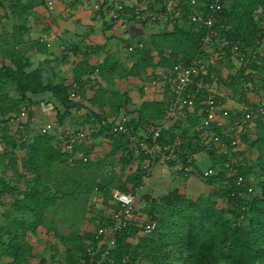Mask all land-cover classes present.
<instances>
[{
    "label": "trees",
    "instance_id": "1",
    "mask_svg": "<svg viewBox=\"0 0 264 264\" xmlns=\"http://www.w3.org/2000/svg\"><path fill=\"white\" fill-rule=\"evenodd\" d=\"M48 1L0 0V204L3 199H12L0 225V264H95L98 256L91 259L86 252L89 245L97 244L95 230L89 231L85 225L77 228L84 217L67 206V199L78 201L93 189L100 191L111 212H102L92 221L98 222L97 228L106 226L120 207L112 190L135 192L144 186V165L151 167L153 159L142 150L135 152L129 134H112L106 125L89 143L75 144V152L87 156V160L72 159L60 145L59 131L93 125L111 112L127 116L133 134L151 142L149 135L142 136L143 132L167 117L170 97L164 93L161 99L144 98L140 81L149 71L153 74L146 79L153 80L158 77L157 71L189 64L201 53L206 59L216 53L223 55L224 59H216L209 69L218 74L215 86H230L235 93L232 98L238 103L227 106L231 116L211 129L221 136L225 148L218 142L203 147L199 144L202 134L208 131L199 129L208 91L195 84L191 87L195 94L193 109L175 126L163 130L159 141L169 146L165 154L178 155L164 162L182 181L200 176L213 190L196 198L179 188L161 198L147 196L141 213L157 222L155 230L146 234L138 222L131 223L118 235L111 256L116 264H264V114L258 112L264 106V0H223L221 24L215 25L217 34L207 52L201 50V38L207 29L191 20L190 6L175 24L167 22L163 30L136 41L124 39L125 47L132 50L129 57H122L106 44L94 42L86 47L84 38L73 42L65 51L77 59L71 81L47 80L44 68L34 67L32 62L33 53H46L48 47L47 42L28 39L29 20L34 9L48 5ZM205 1H200L203 8ZM111 2L99 0L95 12V18L100 17L104 23V31L115 25L113 19L105 18ZM112 38L116 39H106ZM235 45L237 50L233 49ZM100 52L103 59L98 62L95 55ZM219 65L227 69L225 73ZM204 82L213 80L207 75ZM118 83L133 84L141 102L134 104L131 87L122 90ZM72 92L80 98H73ZM251 92H262L260 100L250 99ZM230 98L215 93L217 104L225 105ZM45 103L53 106L56 115L51 132H42L32 122L34 109ZM23 106L28 108L27 117L12 124L11 117L19 115ZM246 112L253 117L246 119ZM74 120L80 124L73 125ZM240 123L246 126L240 140L244 147L235 151L232 141L236 129L232 127ZM99 138L108 141L111 150L105 156L107 160L93 161L92 151L101 145L96 141ZM201 152L208 153L207 169L195 158ZM112 155H119L118 160L111 159ZM131 162L137 163V169L118 176L115 169ZM179 162L192 170H178ZM210 168L215 173L206 175ZM77 172L101 179L87 180ZM238 176H243L245 187L236 184ZM40 227L41 234L50 236L52 232L55 241L49 258L38 260L28 235L38 234ZM64 227L77 229L68 234Z\"/></svg>",
    "mask_w": 264,
    "mask_h": 264
},
{
    "label": "built area",
    "instance_id": "2",
    "mask_svg": "<svg viewBox=\"0 0 264 264\" xmlns=\"http://www.w3.org/2000/svg\"><path fill=\"white\" fill-rule=\"evenodd\" d=\"M201 0H112L107 6L106 20H112L114 22L126 21L127 18H134L138 23L144 25L163 24L169 22L170 25L181 21L186 12L185 7L191 8V20L199 25V27H205L206 33L201 38V50L209 51L212 38L217 34L215 29L216 24H221V14L223 0H204L206 2L205 8L200 5ZM49 8H53V1H48ZM99 2L95 5V10L99 9ZM227 42H223L222 45H227ZM50 45V42L49 44ZM234 50L238 47L235 45ZM242 60L243 57L241 56ZM223 60L224 57L220 53L212 54L206 59L203 54H199L189 64L179 63L175 65L169 71H161L159 73L160 85L163 87L164 92L170 97L169 113L165 119L158 122L156 126L151 127L148 132H143L142 136L149 135L152 139L151 142L141 140L138 135L133 134V127H129V118L124 115L116 116L109 112L107 116L101 121L96 122L93 125L86 127L74 126L67 127L59 131L58 139L63 151H67L71 154L72 159L83 158L87 160V156L75 152V144L89 143L95 133H98L102 125H106L110 129V133L129 134L130 140L133 143V148L136 153L144 151L150 155L153 159V165L151 167L144 165L146 173L144 180L149 179V175L154 172L156 165L160 160H171L178 158L176 153L165 154L169 146L162 144L159 139L163 130L169 127H173L177 124L178 120L185 117L189 110L193 109V103L195 94L192 91V85H196L199 88H205L208 91V96L203 101L205 105V112L202 115L201 123L199 125L200 130H206L202 134L199 141L200 146L211 145L212 142L221 143V147L225 148V143L220 135L213 132L211 129L214 124L222 125L231 116L230 108L224 105L216 103L215 100V85L219 82L217 73L211 72L210 65H215L217 60ZM210 75L212 83L204 82V77ZM72 97L79 99L80 95L77 92H72ZM248 109V108H246ZM258 112L264 114V106L258 108ZM28 108L23 106L19 115L12 116L10 122L17 125L27 117ZM253 117L251 112H246V119ZM246 119L243 121L245 122ZM36 118L32 117L34 123ZM42 132H51L54 130L53 123H47L44 126L39 127ZM236 129L233 136V150H239V144L241 143V133L246 129V126L242 123L232 127V130ZM180 141L177 145H180ZM157 159L159 160L157 162ZM229 166V163H227ZM178 170H184L189 172L192 170L190 166L184 165L181 162L176 166ZM215 170L210 168L206 175L214 174ZM235 173V172H234ZM238 186H246L243 176H238L235 179ZM144 188L140 186L135 189V192H124L118 189L112 190L113 198L120 204V207L111 214V222L106 226H101L95 229L94 240L96 245L91 244L88 246L86 252L87 255L93 259L98 256L95 264H116L115 259L111 256L112 251L116 247L118 235L125 231L131 223L138 222L142 227L144 233L151 234L156 226L157 222L151 218L144 217L138 221L137 215H135V205L138 193ZM249 191H252V187H249Z\"/></svg>",
    "mask_w": 264,
    "mask_h": 264
},
{
    "label": "rangeland",
    "instance_id": "3",
    "mask_svg": "<svg viewBox=\"0 0 264 264\" xmlns=\"http://www.w3.org/2000/svg\"><path fill=\"white\" fill-rule=\"evenodd\" d=\"M54 7L53 8H49L47 5L43 6V11H41V24L44 26L43 28H47L48 31H45L43 28L41 30H43V34L45 35H50V34H54L57 37L61 38L62 41L65 44H68L70 42L67 43V41H69V37H71L73 34L75 33H85L86 30H88V25L87 23H91L95 25V30L99 31L100 29L104 28L103 25V21L100 19V17L95 18V20L90 19V21H88L87 19H83L81 17L80 12L82 11V9H84V4L88 2V0H54ZM95 12V11H94ZM1 9H0V16H1ZM86 18V17H85ZM131 18H127V21H130ZM10 27V25H9ZM66 30H70V32H72L73 34H69L68 32H65ZM59 33H61V35H59ZM62 35H65L66 37H62ZM118 38L114 39L112 38L110 41H107L105 44L108 46V48L114 50V51H118L122 57H129L132 53V50L128 49L125 47L124 42H119ZM135 41L137 40V38H133ZM121 41V40H120ZM264 49V47H263ZM64 51H66V49H62ZM64 56L67 58L64 59H58V61L54 62V65L56 66V69H51L48 70V75H52L53 72H56V70L59 72V74L61 76H66L68 78H70L71 73H72V69L74 64L72 63L73 60L71 59V57L73 58L72 54H66L64 53ZM70 57V58H69ZM39 61V59L34 58V67H37V62ZM52 64V63H51ZM73 64V65H71ZM219 70L225 73L226 70L224 69V67H221V65L218 66ZM226 68V67H225ZM147 74V73H146ZM146 74H144V76H146ZM150 81V80H149ZM146 82L145 80L142 78V81L139 84L144 85ZM129 87H131V95L133 97L134 100V104H137L139 102H141L142 98L140 96V92L138 89L134 88L133 84L130 85ZM221 91L224 93L223 96L226 97H231V103L233 105H237V101L232 98V95L234 96V90L230 87V86H223ZM262 92H256L253 93L251 92L249 94L250 99H259L261 96ZM238 96V95H236ZM46 97V96H45ZM44 98V97H43ZM260 100V99H259ZM47 105V103H45ZM230 107V106H228ZM49 109H51V113L54 117L53 122H56V115L55 112H53V106H51L49 104ZM50 113V114H51ZM38 116L36 115V118ZM76 120L73 121V125L76 124H80ZM37 119L35 120V122L33 123V126L35 128L41 126V123L39 126H37ZM16 129V128H15ZM97 142H101V145H98L96 147V149H94L92 151V159L93 161H97L98 158H102V159H106L105 156L108 152H110L111 150V144L106 141L103 140L101 138L96 140ZM239 150L243 149L244 144L241 142L239 144ZM20 155L23 154L22 152L19 153ZM119 155L116 156V158H114V155L111 156V159L114 160H118ZM195 158L197 159V163L201 164V166L204 167V169L208 168L209 166V160H208V153L206 152H201L199 154H197L195 156ZM107 160V159H106ZM160 164V166L163 168L160 171V175L162 178H164L161 181H157L155 182L154 180L152 181L151 176L153 175V172L151 174V176L149 177V179L145 182L144 184V188L138 193L137 195V199H136V205H135V210L136 215L139 217V219H143L144 218V214L141 213V208L145 205L146 203V197L147 196H151L152 198H161V196H164L168 191L173 190L174 187L170 186L169 181L171 180L170 178H172L171 175L175 174L173 171H168V169H166V162H164V160H160V162L158 163ZM157 164V165H158ZM108 163H104V166L107 167ZM156 165V166H157ZM158 168V167H157ZM137 169V163L136 162H131L130 164H128L125 168L122 167V165H120V167H117L115 169V171L117 172L118 176H123V174H128L131 171H134ZM100 172V171H99ZM11 175V172L9 173ZM77 174L81 177V178H85L87 180H99L101 179V177L97 176L96 178H89V175L87 174H80L79 172H77ZM95 174L98 175V171L95 172ZM84 175V176H83ZM195 176V175H194ZM199 181H202L205 183V180L200 177V176H196ZM168 179V180H167ZM115 181V180H114ZM205 186V185H203ZM213 190V186L212 188H210V186L205 187V189H201L199 191V195L201 194H208ZM198 195V196H199ZM197 196V197H198ZM7 200V201H5ZM3 199L2 203L0 204V225L3 223L4 221V214L7 213L10 210V202L11 200L8 199ZM10 201V202H9ZM79 201V202H78ZM74 200V199H67V206L68 207H72L75 208L79 213H81L82 217H84V219L82 221H80V225L78 223V227L80 228L82 226H86L87 229L89 231H94L97 226H98V222H94L92 221V219L96 218L97 215H99L100 213L104 212V214H109L111 210H109V208L104 204V199H103V194L96 190L93 189L90 191V193L88 195H82L80 200ZM81 203V204H80ZM76 227H64V229H66V232L68 234H72L75 230L77 229ZM39 232H41V227L39 228ZM28 237L30 238V240L32 241V243L34 244L35 247V253H36V257L38 258V260H40L41 257H46L49 258L51 251H50V247L53 245L55 239L54 236H52V232L50 236H46L45 233L41 234H36L33 235L31 233H29ZM86 240V239H85ZM61 248V245L60 247ZM62 252V249L59 250V253Z\"/></svg>",
    "mask_w": 264,
    "mask_h": 264
},
{
    "label": "crops",
    "instance_id": "4",
    "mask_svg": "<svg viewBox=\"0 0 264 264\" xmlns=\"http://www.w3.org/2000/svg\"><path fill=\"white\" fill-rule=\"evenodd\" d=\"M53 1V7H54V0ZM86 1V0H85ZM125 1H129V0H125ZM99 0H88L87 3L84 4V9H82V11L80 12L81 17L83 19H87L88 21H90V19L95 20V5L96 3H98ZM48 6V5H47ZM49 7V6H48ZM2 11V10H1ZM41 11H43V5L39 6L37 8L34 9V14L30 17L29 20V28H30V32L29 35H27V37H29V40L32 41H37V42H47V47L48 50L46 53H33L31 56L32 58V62L34 63V58L39 59V61L37 62L36 66H41L42 68H44V73L46 75V79L47 80H53V81H60L62 79H67L68 81H71L72 79V74L73 71L71 73L70 78L66 77V76H61L59 74V72L56 70V72H53L52 75H48V70L51 69H56V66L54 65V62L58 61V59H64L67 58L64 56L65 51L62 49H69V46L73 43V42H77L81 39L84 38L83 40V45H85L86 47L89 45H92L94 42L98 43L100 45H105V43L107 42L106 38H110V37H115L119 39V42L124 41V39H127L128 37L130 38H140L141 36H149L151 33L153 32H157L160 30H163L165 27V25L163 24H153V25H144L138 22H134L132 19H130V21L126 20V21H118L115 22L114 28L110 29L108 31H104L103 28L100 29L99 31L95 30V25L91 24V23H87L88 25V30L85 31V33H75L73 34L72 32H70V30H66L65 32H68L69 34H73L71 37H69V45L65 44L61 38L57 37L56 35H44L43 34V30H41L44 26L41 24ZM95 11V12H94ZM3 14V11L1 13V15ZM86 17V18H85ZM15 21V19H11V21ZM10 21V20H9ZM12 24V23H11ZM104 24V23H103ZM11 27V26H10ZM48 28V27H47ZM47 28H43L45 31H48ZM59 35H61V33H59ZM62 37H66L65 35H62ZM117 39V40H118ZM121 40V41H120ZM50 42V45H48ZM70 58V57H69ZM68 59V58H67ZM71 59L73 60V64H76V60L74 57ZM95 59L96 61L100 62L103 59V52H100L98 54L95 55ZM52 63V64H51ZM71 64V65H73ZM157 71L158 75L161 72ZM151 74H153V71H149L147 73V75L144 77L145 80V84L143 85L144 87V98L147 99H161L164 96V89L163 87L160 85V81L156 82L157 79H160V77H156L153 80L149 81V78L146 79V77H150L152 76ZM142 81V80H141ZM140 81V82H141ZM142 85V84H141ZM118 86L122 89L125 90L127 87H129V84H119ZM221 87L217 88L215 86V90L216 93H219V95H224V93L221 91ZM42 98V97H41ZM231 100L228 99V102L224 105V106H230ZM51 109H49V106L41 104L40 107H37L36 109H34V117L36 118V115L38 116L37 119V126L40 125L44 126L47 123H55L53 121L54 117L51 113ZM51 113V114H50ZM76 124V123H75ZM158 167V168H157ZM166 169H168V171H174V169L168 168L167 166L165 167ZM163 168L160 166V164H158L155 169L153 175L151 176L152 181L156 180L157 181H161L164 178H162L160 175V171ZM172 178H170L171 180L169 181L170 186H173L174 188H179L181 192L186 193L187 195L191 196V197H197L199 194V191L201 189H205V187L210 186V188H212L211 184L208 183H204L202 181H199V179L196 176H190L189 179L187 181H182V179L180 177H178L175 174L171 175ZM205 185V186H203ZM41 233V232H39ZM38 233V234H39Z\"/></svg>",
    "mask_w": 264,
    "mask_h": 264
}]
</instances>
